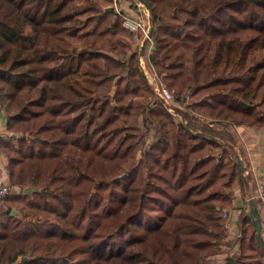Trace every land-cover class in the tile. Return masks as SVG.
<instances>
[{
    "label": "trees",
    "instance_id": "16d2710c",
    "mask_svg": "<svg viewBox=\"0 0 264 264\" xmlns=\"http://www.w3.org/2000/svg\"><path fill=\"white\" fill-rule=\"evenodd\" d=\"M143 1L179 117L113 0H0V264H264L249 213L228 225L234 123L264 130V0Z\"/></svg>",
    "mask_w": 264,
    "mask_h": 264
},
{
    "label": "crops",
    "instance_id": "0c3cea01",
    "mask_svg": "<svg viewBox=\"0 0 264 264\" xmlns=\"http://www.w3.org/2000/svg\"><path fill=\"white\" fill-rule=\"evenodd\" d=\"M138 10L140 11L139 7ZM133 13L136 14V11ZM137 14H140V12ZM6 121V111L0 107V136L9 139L10 137H14L15 133L6 129ZM235 127L237 128L239 126L235 125ZM238 133L240 136V143L237 149L240 151L239 160L242 162L243 167L246 168L244 173L249 172L250 180L247 184H244L242 188L237 185L233 188L232 205L229 210V219L231 223H229V225H235L238 221L240 210H244L245 213H248L251 206H253L259 213L261 219V234L264 238V210L258 205L257 200L254 198L255 178L264 176V130L244 127L239 128ZM7 184V158L3 152H0V186ZM10 190L12 191L13 188L10 187Z\"/></svg>",
    "mask_w": 264,
    "mask_h": 264
},
{
    "label": "rangeland",
    "instance_id": "374dc122",
    "mask_svg": "<svg viewBox=\"0 0 264 264\" xmlns=\"http://www.w3.org/2000/svg\"><path fill=\"white\" fill-rule=\"evenodd\" d=\"M120 2H116L115 0H113V3L115 4V8L119 9L123 15H129L131 18H133L134 20H141L142 22H144L145 24H148V27H149V18H150V11L148 9V7L146 8L141 2H139L138 0H119ZM110 7V6H109ZM138 7L140 8V11L138 10ZM136 11V14H134L133 12ZM130 12V13H129ZM138 12H140V14H137ZM122 15V16H123ZM134 15V16H133ZM142 34V33H141ZM143 35V34H142ZM142 37V36H141ZM139 38L140 40L142 38ZM147 39L150 40V36H146ZM134 42V40H133ZM135 44V43H134ZM136 46L139 48V45L136 44ZM147 59V55H138V65L140 66V68L143 70L144 74H145V77L148 81V83L150 84V86L152 88H156L157 90H162L163 88L169 90L172 94V98L168 101H164V100H161L159 99V101L162 102V104L169 109L170 112L172 113H175V108H173L174 106H180L179 103L175 100L176 97H180V98H184L185 99V102H189L191 100V93L188 97H185V94L187 91H189L188 89H184V90H178L176 88H169L168 86H166L165 84H160L158 82V80L156 79L154 73H152L149 69V67L147 66L146 64V60ZM177 115V117H179L178 113H175ZM141 123V122H140ZM236 126H239V127H235ZM219 128H226V129H230V126H220V125H217ZM235 128V136H236V141L238 142V145H239V128H249L248 126L246 125H243V124H239V123H234V126ZM141 128L145 129L143 126H141ZM251 128V127H250ZM224 130V129H223ZM238 130V131H237ZM256 130H260V129H256ZM224 140L227 141V139L225 138H222ZM229 141V140H228ZM242 151V150H241ZM243 156H244V153H243ZM250 180V179H249ZM247 179V181H249ZM16 189V188H15ZM13 189V190H15ZM23 192H29V187L28 186H25L23 188ZM12 193L11 190H9V192L6 194V196L8 194ZM6 196L3 198V199H0V203H3ZM12 213H16L18 214L17 212V209L16 207H12V210H11ZM224 216L227 217V214L223 213ZM228 225H229V222H228ZM231 226V224L229 225V227ZM264 239V238H263Z\"/></svg>",
    "mask_w": 264,
    "mask_h": 264
},
{
    "label": "built area",
    "instance_id": "2783aa9c",
    "mask_svg": "<svg viewBox=\"0 0 264 264\" xmlns=\"http://www.w3.org/2000/svg\"><path fill=\"white\" fill-rule=\"evenodd\" d=\"M123 25L130 30L140 31L143 34L142 39L143 37L147 36L148 24H145L141 20H134L129 15H123ZM139 38L140 37H138L137 35L133 36L135 45L141 44L142 39L140 40ZM153 90L155 92L157 100L161 99L164 101H168L173 97L171 92L165 88H163L162 90H157L156 88H153ZM191 92L192 90L187 91L185 94V97H188ZM9 190H10V187L8 185L0 186V199H3L6 196V194L9 192ZM254 196L257 200H259V202L264 207V176L255 178Z\"/></svg>",
    "mask_w": 264,
    "mask_h": 264
},
{
    "label": "water",
    "instance_id": "95a60500",
    "mask_svg": "<svg viewBox=\"0 0 264 264\" xmlns=\"http://www.w3.org/2000/svg\"><path fill=\"white\" fill-rule=\"evenodd\" d=\"M139 2H141L146 8H147V5L145 4V2L143 0H138ZM110 8V7H108ZM151 29L152 27L149 25L148 27V33L147 35L149 36L150 32H151ZM147 40V37H143L142 39V42L141 44L139 45V55L142 54V51H143V48H144V43L145 41ZM249 215L253 218V222H254V225H255V228H256V234L257 236L261 239H263L262 234H261V219H260V216H259V213L257 211V209L253 206H251V208L249 209Z\"/></svg>",
    "mask_w": 264,
    "mask_h": 264
},
{
    "label": "bare ground",
    "instance_id": "6f19581e",
    "mask_svg": "<svg viewBox=\"0 0 264 264\" xmlns=\"http://www.w3.org/2000/svg\"><path fill=\"white\" fill-rule=\"evenodd\" d=\"M147 33H148V27H147Z\"/></svg>",
    "mask_w": 264,
    "mask_h": 264
}]
</instances>
